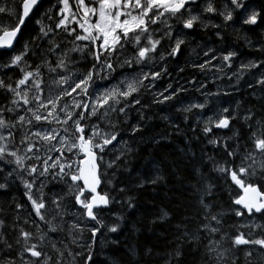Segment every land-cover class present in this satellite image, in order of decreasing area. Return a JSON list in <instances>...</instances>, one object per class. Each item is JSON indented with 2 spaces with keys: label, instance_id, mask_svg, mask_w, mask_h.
Instances as JSON below:
<instances>
[{
  "label": "snow or ice",
  "instance_id": "6c2138e0",
  "mask_svg": "<svg viewBox=\"0 0 264 264\" xmlns=\"http://www.w3.org/2000/svg\"><path fill=\"white\" fill-rule=\"evenodd\" d=\"M43 4L0 5V196L13 213L9 219L0 207V264H264V0H56L42 10ZM30 22L35 27L26 34ZM209 29L224 45L220 54L205 46L203 61L186 64L223 74L217 79L231 81L233 92L188 80L204 100L185 103L189 90L179 75L175 87L156 90L169 63L184 73L179 60L187 49L199 57L192 38ZM229 29L254 57L236 64L242 53ZM242 87L247 100L211 107L213 98ZM194 110L204 114L195 127L188 123ZM173 113L216 154L205 152L207 159L189 170L187 150L180 159L153 152L144 173L133 176L130 161L144 158L147 148L159 149L173 133L191 140ZM166 174L181 188L195 178L184 191L196 200L194 214L181 196L149 219L166 243L161 250L138 238L143 217L136 218L140 206L131 193L166 183ZM219 181L242 193L229 191L226 210L215 203ZM102 185L112 191H98ZM14 187L22 189L19 200ZM117 203L123 211L106 222L102 214ZM122 225L130 242L120 251L119 239L108 234Z\"/></svg>",
  "mask_w": 264,
  "mask_h": 264
},
{
  "label": "trees",
  "instance_id": "16d2710c",
  "mask_svg": "<svg viewBox=\"0 0 264 264\" xmlns=\"http://www.w3.org/2000/svg\"><path fill=\"white\" fill-rule=\"evenodd\" d=\"M18 2V0H0V5L4 4H13ZM56 3V0H44V4L42 7L43 9L49 8L51 5H54ZM55 10V9H53ZM35 25L34 23L30 22L25 29V33L27 34L28 32L32 31L34 29ZM211 31H214V29H209ZM195 36L192 38V47H196V49L200 48L201 46L198 47L197 41L194 40ZM59 39V37H57ZM196 39V38H195ZM204 39L203 44H205L202 49L206 46V44L209 42L211 44H214L217 46L219 49L223 48L224 45L222 43H216L215 41L217 40L214 33H211L209 36L205 35L202 37ZM230 42H233L234 46L238 47L240 51L244 50L245 57L243 60H246L247 58L254 57L256 55L255 52L251 51L247 47L244 46L243 41H240L239 44H235L233 41V37L231 35V30H229V37H228ZM19 47V46H18ZM207 47V46H206ZM191 52V47L188 49V51L185 52L183 56H181L179 60V65L182 66V63L186 61V57H191L189 53ZM0 55H3L2 52H0ZM169 78L170 81L167 83L173 84V86H176L177 82V77L179 75L180 81L181 80H193L195 82H203L204 80L198 78L200 74L197 76V73L199 72L198 69L193 68L192 66L185 65V71L182 74L178 73V68L175 63H169ZM202 76V75H201ZM200 79V80H199ZM166 82L163 86H167ZM185 84V83H183ZM162 88V89H163ZM248 90L246 88H241L240 90L234 92L233 96L231 98H222L220 100L226 101L227 104H232L234 107V102L239 100V101H245L248 99V96L246 95V92ZM186 97V98H185ZM3 97L0 96V101H2ZM183 101L187 100V95L183 96L182 98ZM189 101L193 102V99H190ZM196 113V110H194ZM174 118L177 119L178 123H180L186 132V135L188 137H191V140H185L183 137H175V134L173 133L170 138L166 141H163V146L160 147L159 149H154V148H147V150L144 152L143 156L144 158H134L130 161L129 167L135 168L136 167V173H138L139 170H143V166L145 165L146 158L152 156L153 152L159 157H168V158H183V152H181V149H185L188 151V156L190 159H185L184 163L189 166V170L191 169L192 166H199L201 158L203 157L205 160L207 157L205 156V152L208 155H215V150L212 148L211 145L207 143L206 138H202V135L200 134H193V132L189 129L188 124H184L180 114L173 113ZM191 117V115H190ZM197 118L195 117L194 119L191 117L189 120V124H191L193 127H195ZM195 122V123H194ZM158 124V127L156 128L157 132H161L164 130V126L160 124L159 121L156 122ZM171 133V129L168 130ZM182 171L184 169L182 168ZM202 171L205 174H209L210 172V165L206 168H202ZM124 174V173H123ZM122 174V176H123ZM213 176L215 174H212ZM128 175L125 174L123 177H127ZM167 182H161L160 185L158 186H153L151 184H148L146 186V189L143 190H134L131 194L135 195L139 201V206H140V211L137 213L136 218L138 220H141V223L138 225L141 229V232L138 234V238L140 239L141 242L143 243H148V244H157L158 248L163 250L166 247V243L162 240L158 241L157 237L159 236V229H157L156 234H154L151 231V225L149 224V219L156 213L159 212L160 208L167 207L171 209L173 207V201H175L178 197H187L188 200L191 201L193 204V214L195 212V200L196 197L193 195V192L190 191H184V189H189L192 185L196 183V179L193 178L191 181H185L183 188L177 183L176 177L173 175H167ZM125 182H127L125 180ZM216 183V181H214ZM228 184L225 183L224 181H219L218 182V187L216 189V199L215 203L223 207L225 210L227 209L229 203V195L225 191V188ZM21 189L18 190H12L13 194L16 195V198L19 200L21 198ZM59 190V189H58ZM101 191H109L111 192V188L102 185L101 186ZM113 195H116V193H113ZM115 205H117L115 207ZM0 207H3L5 209V212L3 215L7 216L9 219L11 218V215L13 213L9 209V203L7 202L6 198L3 196H0ZM116 209V210H114ZM115 212H114V211ZM108 211V210H107ZM105 211L102 216L103 219L106 221L109 219L110 214H118L122 212L123 210L121 209V206L119 203L114 204L111 209V213ZM108 214V215H107ZM112 214V215H113ZM231 222V218L229 220ZM109 237L112 238H117L120 241V251H123V244L126 241L130 242V234L128 231V228L124 227L122 225V231L119 234H108ZM113 235V236H112ZM115 247V246H113ZM105 252L110 251V248H105ZM190 264H191V258H190Z\"/></svg>",
  "mask_w": 264,
  "mask_h": 264
},
{
  "label": "flooded vegetation",
  "instance_id": "af4514ba",
  "mask_svg": "<svg viewBox=\"0 0 264 264\" xmlns=\"http://www.w3.org/2000/svg\"><path fill=\"white\" fill-rule=\"evenodd\" d=\"M229 30H231V29H229ZM211 33H214V31H211V30H206V31H203V32H201V31H197V33L195 34V37L199 40V42H197V44L199 45H201L202 47L205 45V44H203V42H204V39H202V37L205 35V37H206V35H210ZM216 43H219V41H215ZM208 47V46H207ZM212 48H216L217 49V55H219L220 54V52H219V50L221 49H219L217 46H215L214 44H212V46H211ZM187 51V50H186ZM197 52H199L200 53V55L199 56H201V58H202V60H204L205 59V57H203V53H202V48L200 47V48H198L197 49ZM241 53H242V56L240 57V59H244V58H246L245 57V53H244V50H242V51H240ZM186 55V54H185ZM198 63V62H197ZM214 64H217V63H219V61L217 60V61H214L213 62ZM240 63V62H239ZM168 66H169V64H168ZM226 71H228V74L229 73H231V70H226ZM209 73H210V76L207 78H204L205 79V81H207L208 83L206 84V86H207V90H211L212 92H216L218 89H221V86L220 85H228V87H229V85L232 83L231 81H229L226 77L224 78V79H222V80H220V79H217V76H219V75H223V74H221V73H215L214 71H209ZM230 75V74H229ZM208 79H209V81H208ZM181 83H185L184 85H188V86H193L192 84H189V83H187V80H181L180 81ZM196 85H197V82H196ZM186 88H188L187 86H185ZM210 88V89H209ZM229 89L233 92V90H232V88L231 87H229ZM188 90H189V88H188ZM188 94V92L187 93H185V94H183L184 96H186ZM234 94V93H233ZM233 96V95H232ZM231 96V97H232ZM231 97H225V96H220V97H215V99L217 100V101H223V100H220V99H222V98H231ZM228 106V105H227ZM212 114V111H207V115H211Z\"/></svg>",
  "mask_w": 264,
  "mask_h": 264
},
{
  "label": "bare ground",
  "instance_id": "6f19581e",
  "mask_svg": "<svg viewBox=\"0 0 264 264\" xmlns=\"http://www.w3.org/2000/svg\"><path fill=\"white\" fill-rule=\"evenodd\" d=\"M208 82L207 81H204L203 82V84L204 85H206ZM184 86H187L188 88L190 87V86H188V85H184ZM191 87H193L192 89H193V91H194V93H192L191 92V94H187V100L186 101H184L185 103H187V102H189V100L190 99H193V100H199V101H203L204 100V97L201 95V93L199 92H197V91H195V88H194V86H191ZM210 89V88H209ZM212 90V89H211ZM189 91H191V90H189ZM198 93V94H197ZM183 96L184 95H182V97H181V99L183 98ZM186 98V97H185ZM218 105H225V106H227L226 104H224V103H218L217 102V100L215 99V98H213V103H212V105H211V107L214 109L216 106H218ZM195 112V111H194ZM190 113L189 115H191V117L194 119L195 117L196 118H201V116H204V114H196V113ZM202 119V118H201ZM195 123V122H194ZM195 125H196V123H195ZM202 138H205L203 135H202ZM207 140V139H206ZM130 168H132V167H130ZM135 169H136V167H135ZM144 171H145V168H144V166H143V170H139L138 171V173H136L137 171H135L134 173H132L133 174V176H139L140 174H142V173H144ZM125 174H127L128 175V173L127 172H125L124 174H123V176L125 175ZM59 187L60 186H57V185H55V186H53L52 188H56V189H59ZM117 205H115V207H116ZM223 208V207H222ZM114 210H116V209H114ZM113 210V211H114ZM107 211V210H106ZM108 212V211H107ZM115 212V211H114ZM113 214V213H112ZM110 214L109 215V219L106 221V222H108V223H112L114 220H115V215L113 214ZM108 215V214H107ZM111 234V233H110ZM113 236V235H112Z\"/></svg>",
  "mask_w": 264,
  "mask_h": 264
},
{
  "label": "rangeland",
  "instance_id": "374dc122",
  "mask_svg": "<svg viewBox=\"0 0 264 264\" xmlns=\"http://www.w3.org/2000/svg\"><path fill=\"white\" fill-rule=\"evenodd\" d=\"M195 38H196V37H195ZM195 38H194V40H196L197 42H199V40H198L197 38H196V39H195ZM211 43H212V42H211ZM211 43L208 42V43L206 44V46L211 47V46H212ZM199 46H201V45L199 44L198 47H199ZM201 47H202V46H201ZM187 51H188V49H187ZM190 53H191V52H190ZM186 61H190V62H191V61L201 62V61H203V60H202L201 56L197 57L195 53H191V57H189V56L186 57ZM186 61H184V62L182 63V66H183V67H185V65H186ZM217 64H218V63H217ZM187 65L191 66L190 63L187 64ZM227 72H228V71H227ZM199 74H200V76H198ZM229 74H231V73H229ZM201 75H202V76H201ZM197 76H198V78H200L201 80L203 79V80L205 81L204 78H206V77L208 78V77L210 76V73H209V71H207V72H203V73L199 71V72L197 73ZM200 79H199V80H200ZM204 81H203V82H204ZM208 81H209V79H208ZM203 82H198L197 85H199V84H203ZM220 86H221V89H224V90H227V91H229V92H232V91L229 89L228 85H220ZM192 88H193V87H191V86H190V88H189V90H191V92L193 91ZM192 93H194V91H193ZM198 93H199V92H198ZM198 93H197V94H198ZM217 102H218V103H224V104H226V105H229V104L231 103V102H230L229 104H227L226 101H217ZM201 118L203 119L204 116H201ZM217 158H219V156H217ZM13 190H14V191H15V190H18V191H19V189L16 188V187H14ZM45 191H46V190H45ZM52 191H58V189H56V188H52ZM20 192L22 193V190H20ZM49 194H51V193H49ZM69 219H71V218H69Z\"/></svg>",
  "mask_w": 264,
  "mask_h": 264
}]
</instances>
